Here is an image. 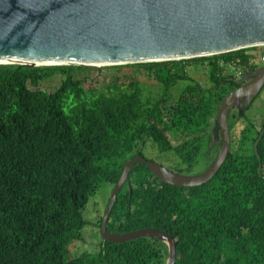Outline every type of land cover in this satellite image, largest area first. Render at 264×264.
<instances>
[{
    "label": "trees",
    "instance_id": "16d2710c",
    "mask_svg": "<svg viewBox=\"0 0 264 264\" xmlns=\"http://www.w3.org/2000/svg\"><path fill=\"white\" fill-rule=\"evenodd\" d=\"M262 49L105 65L116 67L117 83L102 88L74 73L96 66L0 64V264H166L168 245L151 237L102 240L97 252L72 256L87 223L83 209L148 147L157 154L147 159H166L180 173L206 170L221 146L222 137L211 147L219 105L239 85L233 71L254 69ZM191 63L207 68L211 84L190 76ZM57 75L56 88H39ZM144 79L158 82L159 92L145 97ZM184 80L180 94L173 93ZM229 121L231 151L209 181L175 186L139 162L108 229L170 233L175 264H264V136L261 164L254 147L264 117L258 126L234 110Z\"/></svg>",
    "mask_w": 264,
    "mask_h": 264
},
{
    "label": "water",
    "instance_id": "95a60500",
    "mask_svg": "<svg viewBox=\"0 0 264 264\" xmlns=\"http://www.w3.org/2000/svg\"><path fill=\"white\" fill-rule=\"evenodd\" d=\"M263 45L264 0H0V64L101 67L180 60ZM248 78L219 105L211 147L222 137L221 146L206 170L180 173L142 154L125 163L103 216V240L122 243L157 238L168 245L166 264H175L177 245L170 233L155 227L110 231L114 204L139 162L175 186L209 181L231 151V110L237 106L243 113L261 93L264 64L256 71H245L243 80ZM263 136L264 127L254 144L260 164L258 146Z\"/></svg>",
    "mask_w": 264,
    "mask_h": 264
},
{
    "label": "rangeland",
    "instance_id": "374dc122",
    "mask_svg": "<svg viewBox=\"0 0 264 264\" xmlns=\"http://www.w3.org/2000/svg\"><path fill=\"white\" fill-rule=\"evenodd\" d=\"M261 48H264L262 46ZM260 57H257L259 59ZM235 67V65H233ZM98 70H90V69H77L74 71L75 75L78 78L84 79L86 76L93 77V81H90L87 86H97L99 88L107 87L110 85H114L117 83L116 74L117 69L116 67L113 68H103V66L98 67ZM188 71L190 73V76L194 78V80H197L198 82L202 83L205 86H208L211 84L207 68L199 65H194V63H191L188 66ZM236 76L241 75V70L239 68H235L233 71ZM61 75H57L54 77V79L43 81L39 88L44 89H54L58 85H60L61 82ZM188 81H180L174 88L173 93H179L181 88L186 85ZM144 92L145 97L153 94H157L160 90V84L154 80L151 79H144ZM34 88V86H32ZM264 91V88L262 92ZM246 115L255 121L258 126L261 125L262 118L264 117V92L261 94V96H258V98L255 99L254 104L252 105V108H250L248 111H246ZM150 144H147V146ZM145 157H155L157 152L153 149V147H148L147 149H144ZM157 161L161 162L163 165L172 168L169 161H166V159L157 158ZM205 162H203V165L201 167H197L195 170H202L205 167ZM203 172V171H202ZM114 185L112 183H103L99 190L90 197L88 203L86 204L85 208L83 209V215L86 219L87 223L82 229L83 238L81 241L74 242L70 247V253L72 256H76L81 254L84 251H88L91 253L97 252L102 244V235H101V218H103L107 206L110 201V196L113 191Z\"/></svg>",
    "mask_w": 264,
    "mask_h": 264
},
{
    "label": "flooded vegetation",
    "instance_id": "af4514ba",
    "mask_svg": "<svg viewBox=\"0 0 264 264\" xmlns=\"http://www.w3.org/2000/svg\"><path fill=\"white\" fill-rule=\"evenodd\" d=\"M262 47V46H261ZM249 52H251V53H254V52H256V53H259L260 51H256L255 49H251V50H249ZM264 64V48L262 49V57L261 58H259V59H256V61H255V63H254V69H252V68H247V70L246 71H256L260 66H262ZM245 73V71L244 72H241V75L238 77L237 76V78H236V81L239 83V85L237 86V87H239V86H241V85H243L245 82H247V81H249L251 78H248V79H246V80H243V74ZM236 87V88H237ZM235 89V88H234ZM262 92V91H261ZM259 96V95H258ZM256 98H258V97H256ZM255 102V101H254ZM254 102L249 106V108H247L243 113H245L246 111H248L250 108H252V105L254 104ZM234 110H237L238 112H239V108L236 106L235 108H233L232 110H231V114H232V111H234ZM240 113V112H239ZM243 113H240V114H243ZM230 114V115H231ZM221 139V138H220ZM219 139V140H220ZM154 161H157V160H154ZM171 170H173V171H176V170H174V169H172V168H170ZM204 171V170H203ZM176 172H178V171H176ZM202 172V171H201ZM201 172H197V173H192V174H198V173H201ZM189 174V173H188ZM191 174V173H190Z\"/></svg>",
    "mask_w": 264,
    "mask_h": 264
},
{
    "label": "clouds",
    "instance_id": "9594fccd",
    "mask_svg": "<svg viewBox=\"0 0 264 264\" xmlns=\"http://www.w3.org/2000/svg\"><path fill=\"white\" fill-rule=\"evenodd\" d=\"M264 46V45H263ZM255 101V100H254ZM186 174V173H185Z\"/></svg>",
    "mask_w": 264,
    "mask_h": 264
}]
</instances>
